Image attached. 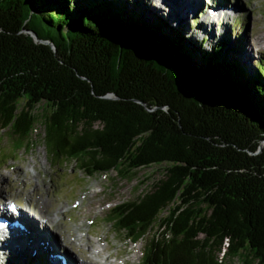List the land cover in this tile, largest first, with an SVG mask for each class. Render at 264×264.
Returning a JSON list of instances; mask_svg holds the SVG:
<instances>
[{"label": "trees", "instance_id": "trees-1", "mask_svg": "<svg viewBox=\"0 0 264 264\" xmlns=\"http://www.w3.org/2000/svg\"><path fill=\"white\" fill-rule=\"evenodd\" d=\"M147 2L0 0V24L13 27L32 19L56 44L85 48L88 56L109 63L122 58L119 73L151 77L153 86L158 87L156 79L183 77L208 89L215 104L227 106L231 117L254 134H264V60L255 65V73L249 71L240 58L242 38L231 40L236 28L227 35L221 29L211 41L210 30L205 31L209 25H199L197 15L199 29L190 25L193 33L184 27L172 38L164 17L149 15ZM119 32L127 33L124 49ZM6 68L0 62V142L6 132L13 151L30 150L36 121L25 113L16 115L11 104L22 87L6 86ZM114 77H119L116 72ZM29 90L31 101L50 96ZM98 117L107 120L105 130L78 133L56 114L46 123L50 156L76 163L87 177L116 171L127 179L151 165L173 163L166 179L137 200L113 208L107 219L127 240L138 244L147 239L142 264H264V161L209 145L171 146L156 136L144 137L150 127L139 116L131 122L133 116L127 121Z\"/></svg>", "mask_w": 264, "mask_h": 264}, {"label": "water", "instance_id": "water-1", "mask_svg": "<svg viewBox=\"0 0 264 264\" xmlns=\"http://www.w3.org/2000/svg\"><path fill=\"white\" fill-rule=\"evenodd\" d=\"M19 22L21 25L13 27L0 24V62L8 68L6 86L13 88L18 83L22 87L21 96L11 106L16 115L25 113L36 121L32 135L34 144L35 132L41 126L45 130L43 142L47 146L46 123L58 113L68 120L67 129L78 133L88 129L105 130L108 123L104 117H98L101 115L125 121L133 116L130 122L139 116L140 122L150 127L144 137L156 136L171 146L199 143L219 150H232L241 158L264 161V134H254V130L232 118L228 107L215 104L217 100L202 85L196 86L177 76L168 81L156 79L157 87L148 76L134 73L125 77L119 73L122 58H113L110 63L100 61L88 56L85 48L56 44L52 39L54 36L39 29L32 19ZM127 39V33L117 34L122 49L126 47ZM114 72L118 78L114 77ZM30 88L38 95L44 96L43 91H47L50 96L31 101ZM67 111L73 116L67 115ZM2 134L9 137L6 132ZM172 165L163 163L149 167L164 166L165 175L161 179L164 180Z\"/></svg>", "mask_w": 264, "mask_h": 264}, {"label": "rangeland", "instance_id": "rangeland-1", "mask_svg": "<svg viewBox=\"0 0 264 264\" xmlns=\"http://www.w3.org/2000/svg\"><path fill=\"white\" fill-rule=\"evenodd\" d=\"M146 1L149 2L146 9L149 15L158 14L166 20L170 27L166 31L168 36L174 38V31H183L184 27L185 32L189 34L193 33V29H199L194 21L199 15L197 16L199 25H209L205 27V31L210 30L208 37L211 41L216 40L221 29L222 33L226 34L228 30L234 31L236 28L231 40L234 43L235 40L242 38L240 58L251 73H255V65L264 60V0H212L213 11L205 7L206 0H198L196 9L192 11L183 9V0H151V6L150 0ZM220 2L223 3L217 6ZM217 11L219 17H216ZM190 25H193L192 30L189 29ZM165 43L168 44L167 40ZM44 136L45 130L39 126L34 135L36 144L32 149L20 152L13 151L12 141L8 135L2 136L0 199L18 201L23 207L30 205L51 221L52 218L60 220L55 222L53 219L52 222L61 229L63 236L68 238L74 248H80L83 253H88V256H91V253L88 251L87 241H91L92 244L98 243L100 249L108 248L104 251V257H110L112 262L142 264L147 239L135 244L127 240L123 234H117L107 223V219L116 206L131 203L150 191L164 178L165 167L152 166L140 169L127 179L119 176L117 172L87 177L76 163L65 164L59 159L55 161L43 142ZM59 209H64L63 213L58 212ZM47 230L57 236L56 240L62 248L58 233L49 227ZM38 233L40 234L37 232L35 236H38ZM30 253L28 256L24 253L10 252L1 244L0 264H38L40 254H72L69 249L63 248L59 251L58 247ZM99 260L104 262L103 259ZM229 264L242 263L234 261Z\"/></svg>", "mask_w": 264, "mask_h": 264}, {"label": "bare ground", "instance_id": "bare-ground-1", "mask_svg": "<svg viewBox=\"0 0 264 264\" xmlns=\"http://www.w3.org/2000/svg\"><path fill=\"white\" fill-rule=\"evenodd\" d=\"M197 1L198 0H183V2H182L183 6L182 7H183L184 10L187 9L188 11H192L194 8L196 9ZM165 4H166V2H165ZM220 13L222 14L221 11H220ZM219 16H220V14L217 11L216 17H219ZM182 19H185V18L182 17ZM0 193H1V189H0ZM0 200L2 202V200H6V199L2 198ZM63 211H64V209H59L58 210V212H60V213H63ZM24 213L28 214L30 216L34 215V213H32L30 211H27V212H24ZM15 219L21 221V223L26 227V231L25 230H21V229H15L13 227L10 228V230L1 228L0 229V238H1L2 241H0V245L2 244L3 247L6 250H8L10 252H15V253L18 252L20 254L24 253V254H27L28 256L31 255L30 252H32V251H35V252L39 253L42 250L56 249V247H58L59 251H61V249L63 250L64 244L62 243V248H61L59 246V243L56 240L57 238L54 237L53 234H51V233L49 234L47 232V230L44 229L43 227H41V226L39 227V226L34 225V224H32L31 227H29L28 225L30 224V221L27 219V217H24V216L15 217ZM47 219L50 220L49 218H47ZM53 219L54 218H52L53 222H54V220H55V222L57 221L56 219H54V220ZM37 221H39V220L36 219V222ZM52 221L50 220V222H52ZM58 221H60V220H58ZM41 223L43 224L44 221H42ZM42 230H44V232ZM36 231L40 232V234L38 233V236H35V233H37ZM48 235H50V236H48ZM76 239L79 240V238H76ZM87 242L89 243L88 251L91 253V256H88L90 264H119L117 262L110 261V257H107V256L104 257V253H105L104 251H106L108 248L100 249L99 246H98V243L92 244L91 241H87ZM60 245H61V243H60ZM57 253H54V254L50 253L49 254V255H51L52 263L53 264H64L63 261H61V255L62 254H57ZM40 255H42V254H40ZM63 255H64L65 259L69 260L68 264H79V261L81 262V259L80 260H77V259L75 260V258H72L70 260L68 255H65V254H63ZM35 256H37V255H35ZM99 259H103L104 262L100 261ZM76 261H78V263Z\"/></svg>", "mask_w": 264, "mask_h": 264}]
</instances>
